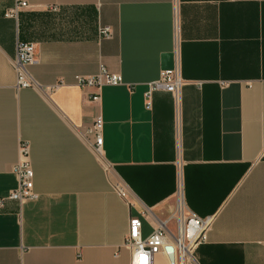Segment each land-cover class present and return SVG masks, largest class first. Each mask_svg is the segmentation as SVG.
Masks as SVG:
<instances>
[{
  "label": "crops",
  "instance_id": "1",
  "mask_svg": "<svg viewBox=\"0 0 264 264\" xmlns=\"http://www.w3.org/2000/svg\"><path fill=\"white\" fill-rule=\"evenodd\" d=\"M17 1L28 7L14 20L15 1L0 0V199L17 187L23 143L38 198L4 200L0 264H131L130 218L149 235L178 184L188 211L213 218L186 264H264V0ZM17 43L34 44L29 73L55 89H16ZM175 67L179 111L163 92L146 110L148 84ZM101 68L122 84L90 103L74 77Z\"/></svg>",
  "mask_w": 264,
  "mask_h": 264
},
{
  "label": "built area",
  "instance_id": "2",
  "mask_svg": "<svg viewBox=\"0 0 264 264\" xmlns=\"http://www.w3.org/2000/svg\"><path fill=\"white\" fill-rule=\"evenodd\" d=\"M14 1L13 6L4 13L5 18L16 20L19 11L28 7L25 2ZM49 10L57 12L58 7L52 6ZM111 34L112 31L109 27H102L99 30L100 39H109ZM34 63V44L17 43L15 55L11 60L12 68L16 73V89H34L51 92L56 87L44 89L30 75L28 68ZM74 81L81 88H91L94 90L88 97L90 103H98L100 101L101 89L103 87H113L122 84V78L119 75L109 73L104 68H101L96 75H77L74 77ZM183 84L184 81L177 67L162 71L157 80L148 84L147 91L144 94L145 109L151 110L153 95L163 92L172 96L176 112H178L180 91ZM89 134L94 139L95 152L100 154L102 148V120L100 116L95 117ZM13 174L17 179V187L6 198L0 199V207L3 205L4 200L15 201L21 205L28 201H35L38 198V195L33 190L34 174L26 143L20 145V159L13 166ZM117 188L119 196L127 199L126 191L119 187V185H117ZM212 221V217L200 218L185 208L181 187L178 184L174 213L167 221L157 223L149 235L143 236L142 234L141 217L130 218L124 246L131 252V264H152L155 255H163L169 261L165 252L167 246L173 248V264H186L187 261L193 260L195 249L206 241V233ZM171 222L175 223V235H171L168 230V224Z\"/></svg>",
  "mask_w": 264,
  "mask_h": 264
},
{
  "label": "water",
  "instance_id": "3",
  "mask_svg": "<svg viewBox=\"0 0 264 264\" xmlns=\"http://www.w3.org/2000/svg\"><path fill=\"white\" fill-rule=\"evenodd\" d=\"M165 252H166V254L168 256V259H169L170 263L173 264L174 263V252H173V248L171 246H167L165 248Z\"/></svg>",
  "mask_w": 264,
  "mask_h": 264
}]
</instances>
